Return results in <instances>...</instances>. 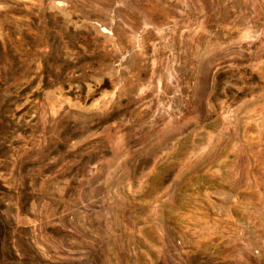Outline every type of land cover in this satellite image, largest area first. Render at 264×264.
I'll return each mask as SVG.
<instances>
[{
  "label": "rangeland",
  "instance_id": "rangeland-1",
  "mask_svg": "<svg viewBox=\"0 0 264 264\" xmlns=\"http://www.w3.org/2000/svg\"><path fill=\"white\" fill-rule=\"evenodd\" d=\"M0 264H264V0H0Z\"/></svg>",
  "mask_w": 264,
  "mask_h": 264
}]
</instances>
